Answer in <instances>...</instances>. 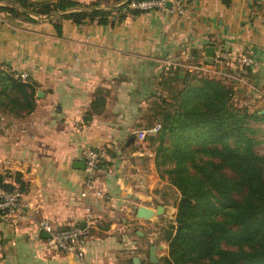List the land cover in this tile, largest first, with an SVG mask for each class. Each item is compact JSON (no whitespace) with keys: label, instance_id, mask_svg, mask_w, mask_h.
Masks as SVG:
<instances>
[{"label":"crops","instance_id":"0c3cea01","mask_svg":"<svg viewBox=\"0 0 264 264\" xmlns=\"http://www.w3.org/2000/svg\"><path fill=\"white\" fill-rule=\"evenodd\" d=\"M124 1L101 0L103 6ZM183 3L185 13L168 5L115 23L65 19L61 33L49 19L0 11V65L28 71L36 87L26 101L0 76V177L15 187L18 175L26 182L21 209L0 210V264H82L49 245L39 226L45 218L59 227H87L85 264H134L135 255L147 264L146 254L161 262L158 249L151 255V235L146 244L133 237H143L142 225L166 209L156 203L158 171L139 137L157 123L158 100L170 99L186 78L224 75L249 101H264V0ZM220 51L230 58L218 60ZM242 53L258 65H239ZM97 97L105 104L90 114ZM86 146L107 149L96 181L101 194L82 195ZM142 204L164 210L140 218Z\"/></svg>","mask_w":264,"mask_h":264},{"label":"trees","instance_id":"16d2710c","mask_svg":"<svg viewBox=\"0 0 264 264\" xmlns=\"http://www.w3.org/2000/svg\"><path fill=\"white\" fill-rule=\"evenodd\" d=\"M71 7L78 9L52 15ZM0 11L30 21L49 19L61 33L65 19L107 24L141 10L128 1L104 7L101 0H10L0 4ZM0 76L10 80L11 89L22 92L26 101L35 95L31 78L18 80L4 68ZM227 79L186 78L175 95L157 102L155 119L160 127L147 139L155 145L158 173L180 193L175 218L165 226V264H264V153L256 148L263 142L258 133L264 127L253 124L264 123V112L263 107L252 110L235 102V83ZM104 104L103 97L95 98L90 114ZM17 180V188L24 190L26 182L19 175ZM0 181L15 188L2 177Z\"/></svg>","mask_w":264,"mask_h":264},{"label":"built area","instance_id":"2783aa9c","mask_svg":"<svg viewBox=\"0 0 264 264\" xmlns=\"http://www.w3.org/2000/svg\"><path fill=\"white\" fill-rule=\"evenodd\" d=\"M168 2L175 10L185 13L186 9L183 0H131L130 6L140 10H149L154 7L161 9H168ZM10 15V13H8ZM230 53L227 51H220L217 55L218 60H228ZM237 62L242 67L256 66L258 60L248 53H242L237 57ZM10 71L18 80H30L31 75L26 70L13 69L7 65H0V69ZM160 127L159 123L154 124L149 128H144L139 131L141 138H144L149 132H156ZM84 158V190L82 195H87L89 192L101 194V190L96 185L100 163L107 156V150L104 146H86L82 150ZM22 191L15 187L12 189L6 188L0 181V210L13 213L21 209L20 197ZM42 230H45L50 235L47 237L49 245L60 249L64 252L74 254L82 264H85L84 257L86 254L87 242V227L82 224H68L65 226H55L49 218L42 219L39 222ZM112 264V263H100Z\"/></svg>","mask_w":264,"mask_h":264},{"label":"rangeland","instance_id":"374dc122","mask_svg":"<svg viewBox=\"0 0 264 264\" xmlns=\"http://www.w3.org/2000/svg\"><path fill=\"white\" fill-rule=\"evenodd\" d=\"M199 76L201 75H197V77H195L194 80L197 81ZM230 80L231 79L229 78L227 79V81ZM234 93H235L234 101L237 102L239 105H248L252 110L259 109L261 107H263L262 109H264V101H261L259 103L257 102L254 104L252 101H249L247 96H242L241 93L237 92V90H235ZM253 124L258 127H264V123L260 121H254ZM154 133L155 132L152 133L149 132L144 137V140L146 142L141 143L143 152H145L147 155H150V153H152L153 157L155 155L154 152L155 145L150 144V139H147V137ZM258 136L261 139H263V142L257 145L256 148L258 149V151L264 153V130L260 131L258 133ZM153 189L159 194L156 203H164V205H166V209L164 213L159 215L156 220L149 221L146 224L142 225L144 231L146 232L145 234H143V237H141L142 235L135 234V232L133 233V237L136 238L138 242L146 244L147 242H145L143 238L145 236L151 235V240L150 238H148V240L150 241L149 243H151V245H156L155 249H158V253L162 254L161 255L162 260L159 264H165V262L163 261V257L168 253V241L165 238V226L171 224V222L175 218V213L177 210V202L180 193L179 190L166 179V177H161L159 173H158L157 182L154 183ZM145 259L147 261V264H153L149 259L148 254H146Z\"/></svg>","mask_w":264,"mask_h":264},{"label":"water","instance_id":"95a60500","mask_svg":"<svg viewBox=\"0 0 264 264\" xmlns=\"http://www.w3.org/2000/svg\"><path fill=\"white\" fill-rule=\"evenodd\" d=\"M128 2H130L131 0H126ZM171 3L168 2V5H170ZM119 5V4H118ZM113 5H106L104 7H112ZM114 6H117V5H114ZM78 8L76 7H71V8H67V9H63V10H59L57 12H54L52 13V15H58V14H64V13H68V12H71L73 10H76ZM24 12L28 13V10L26 9H23ZM32 15L34 16H40V17H46V15H37V14H33L31 13ZM213 47H208L207 48V53L208 54H213V53H210V49H212ZM260 112H264V109H262ZM81 167H84L85 166V163L83 161L82 165L79 164ZM164 210V205L162 204H159L157 206L156 209L152 208V207H149L147 205H139L138 208H137V217H140V218H144V219H149V218H152L153 216H155L156 214H161ZM45 234L47 235V237L50 235L48 232H45ZM151 255L154 256L155 255V245H152L151 246ZM133 261H134V264H141V259L138 255H135L133 257Z\"/></svg>","mask_w":264,"mask_h":264}]
</instances>
